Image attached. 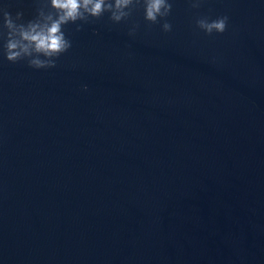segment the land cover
Instances as JSON below:
<instances>
[{
    "label": "water",
    "instance_id": "1",
    "mask_svg": "<svg viewBox=\"0 0 264 264\" xmlns=\"http://www.w3.org/2000/svg\"><path fill=\"white\" fill-rule=\"evenodd\" d=\"M64 30L55 66L0 56V264H264V3Z\"/></svg>",
    "mask_w": 264,
    "mask_h": 264
},
{
    "label": "clouds",
    "instance_id": "2",
    "mask_svg": "<svg viewBox=\"0 0 264 264\" xmlns=\"http://www.w3.org/2000/svg\"><path fill=\"white\" fill-rule=\"evenodd\" d=\"M174 0H37V14L25 19L22 9L15 13L9 10L7 0H0V56L9 61L26 60L34 68L51 67L57 58L72 46L64 25L69 22L88 21L90 17H100L108 12L110 19L121 21L129 17L133 8L141 6L144 18L159 21L167 17ZM192 7H199L202 0H189ZM264 3V0H261ZM227 14L210 18L197 17L195 23L207 34L224 32L228 26ZM83 24L77 23L80 29ZM164 31L172 29L171 21L164 19ZM137 25L129 27L134 34ZM84 88L88 85L84 84Z\"/></svg>",
    "mask_w": 264,
    "mask_h": 264
}]
</instances>
